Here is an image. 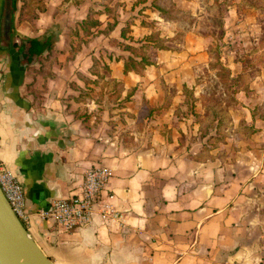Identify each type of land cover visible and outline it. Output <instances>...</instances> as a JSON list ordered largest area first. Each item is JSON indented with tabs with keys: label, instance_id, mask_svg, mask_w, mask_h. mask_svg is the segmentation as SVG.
I'll return each instance as SVG.
<instances>
[{
	"label": "crops",
	"instance_id": "obj_1",
	"mask_svg": "<svg viewBox=\"0 0 264 264\" xmlns=\"http://www.w3.org/2000/svg\"><path fill=\"white\" fill-rule=\"evenodd\" d=\"M96 1L44 0L33 24L16 15L14 30L0 37V161L24 184L16 164L22 146L40 149L51 201L79 193L88 169L111 168L106 192L124 211L125 227L95 214L50 244L33 217L26 224L31 235L54 264H264V116L257 106L263 88L234 91L219 132L225 141L210 150L200 130V92L196 106L188 104L186 88L196 85L194 65L205 59L207 39L187 18L202 15L207 0H171L178 13L172 20L152 0H121L119 24L109 34L76 35L72 23ZM61 18L70 19L67 26ZM100 19L103 29L110 17ZM127 24L133 40L122 37ZM153 32L170 48L148 46L153 64L143 74L125 73L132 53L118 42L139 46ZM49 36L50 59L47 51L29 63L20 50L24 37ZM40 196L26 195L28 210L41 209Z\"/></svg>",
	"mask_w": 264,
	"mask_h": 264
},
{
	"label": "rangeland",
	"instance_id": "obj_2",
	"mask_svg": "<svg viewBox=\"0 0 264 264\" xmlns=\"http://www.w3.org/2000/svg\"><path fill=\"white\" fill-rule=\"evenodd\" d=\"M251 1L258 5L251 4ZM22 5L23 0H19L16 15H19ZM202 7V15L187 18V21L190 26L196 21L197 31L207 39V55L202 62L194 65L196 85L193 90L200 92L199 98L206 108L204 115L199 114V121L209 131L206 146L213 149L226 138L223 131L220 135L215 133L214 120L219 116L225 121L228 119V107L236 102L234 91L244 88L252 93L262 87L263 95L257 106L264 116V0H207ZM96 9L101 8L98 5ZM68 21L70 19L61 18L60 26H67ZM10 30L9 19L1 25L0 37L6 38ZM181 36L179 39L183 38ZM238 149L236 145H231L232 151Z\"/></svg>",
	"mask_w": 264,
	"mask_h": 264
},
{
	"label": "trees",
	"instance_id": "obj_3",
	"mask_svg": "<svg viewBox=\"0 0 264 264\" xmlns=\"http://www.w3.org/2000/svg\"><path fill=\"white\" fill-rule=\"evenodd\" d=\"M2 3L5 5V8L3 10L5 17L7 20L10 19L11 22V30L14 26V19L16 16V13L18 12V1L19 0H1ZM71 1V0H66ZM82 0H73L74 3L80 4ZM147 0H136L135 4L145 3ZM96 4H99L100 6H103L102 9H96L94 7H90L89 12L87 16L81 20L78 21L76 24V35H80L79 30H82V33L85 36H93L95 34V30L97 29L100 32H103L105 34H109L112 30L116 28V26L119 24V13L118 10L120 6L123 4L121 0H99L95 2ZM152 6L159 10L161 17H163L165 20H172L175 18H178V13L176 9L174 8V3L171 0H152L151 2ZM251 4L258 5L255 1H251ZM45 9V2L44 0H23V5L21 7V11L19 13V20L20 21H28L31 24L34 23V20L38 17L37 10L43 11ZM105 13L107 14L110 19L105 23V27L102 29V26L104 22L100 19V16ZM130 25L127 24L125 27L122 28V37L125 38H131L128 35V32H130ZM4 32V31H3ZM9 31L7 32V34ZM23 41V40H22ZM143 43L139 46H134L131 44H127L124 42H118L119 44L124 47V49L129 50L132 55L128 57V59L125 60V73H128L130 71H134L138 74H143L146 67L150 64H153V62L150 60V57L147 55V47L153 46L160 49H169L170 47L166 44L167 41H169L168 38L161 37L160 32H153L149 35L144 36L142 39ZM55 40L52 39V36H49L48 38L44 39L43 37L38 38H26L24 37V41L22 42L21 51L25 52V55L28 56V62L31 63L32 61H36L37 58L41 59L43 54L48 51V54H46L45 59L46 61L50 59L51 56V49L54 48ZM29 44V50L26 51V45ZM220 56L218 55V60H220ZM106 70H109L108 67H104ZM93 72H99V66L97 61L94 63V67H92ZM115 87L117 89L122 90V86H120L118 83H114ZM131 91L124 99V101H127L130 99V96L132 95ZM186 94L188 96V104L190 107H195V102L197 101V98L194 95V90L186 88ZM168 103L164 104V107L167 106ZM215 120H218L217 122V134H219L221 130V126L223 125V117L219 116ZM214 120V121H215ZM201 135L202 137L209 136V131L201 125ZM252 132L257 131V129H251ZM210 138V137H209ZM217 137L215 138V140ZM204 148L210 150L211 148H207L206 145H204ZM207 151V150H205Z\"/></svg>",
	"mask_w": 264,
	"mask_h": 264
},
{
	"label": "built area",
	"instance_id": "obj_4",
	"mask_svg": "<svg viewBox=\"0 0 264 264\" xmlns=\"http://www.w3.org/2000/svg\"><path fill=\"white\" fill-rule=\"evenodd\" d=\"M113 171L107 166H97L86 171L80 192L67 197H56L50 210L27 209L23 182L6 163L0 161V186L17 217L25 224L33 217L54 218L59 232H72L89 225L95 214L104 222L125 227V213L112 202L113 195L107 185ZM27 227V226H26Z\"/></svg>",
	"mask_w": 264,
	"mask_h": 264
},
{
	"label": "water",
	"instance_id": "obj_5",
	"mask_svg": "<svg viewBox=\"0 0 264 264\" xmlns=\"http://www.w3.org/2000/svg\"><path fill=\"white\" fill-rule=\"evenodd\" d=\"M26 67V66H25ZM20 72L23 73L25 70ZM33 152V155L31 154ZM42 151L36 150L34 145L22 146V151L16 160V164L22 175L25 176V193L28 199L36 200V194L40 193L39 206L46 211L51 208V194L45 188L46 181L45 163H40ZM36 163H39L36 164ZM27 166V167H25ZM40 231L47 241L53 244L59 231H50L55 225L54 218L42 219L36 217ZM0 264H54L42 247L31 235L25 224L17 217L9 204L0 186Z\"/></svg>",
	"mask_w": 264,
	"mask_h": 264
},
{
	"label": "flooded vegetation",
	"instance_id": "obj_6",
	"mask_svg": "<svg viewBox=\"0 0 264 264\" xmlns=\"http://www.w3.org/2000/svg\"><path fill=\"white\" fill-rule=\"evenodd\" d=\"M5 8V5L2 3V1L0 0V22H1V25L5 22H7V18L5 17V14L3 12ZM0 25V27H1ZM1 34V33H0ZM1 38H2V35H1Z\"/></svg>",
	"mask_w": 264,
	"mask_h": 264
}]
</instances>
